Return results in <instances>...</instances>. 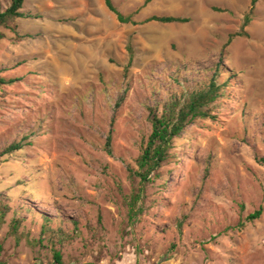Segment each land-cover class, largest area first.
Returning <instances> with one entry per match:
<instances>
[{
    "label": "rangeland",
    "instance_id": "374dc122",
    "mask_svg": "<svg viewBox=\"0 0 264 264\" xmlns=\"http://www.w3.org/2000/svg\"><path fill=\"white\" fill-rule=\"evenodd\" d=\"M112 2L137 24L104 0H27L18 33L0 29L1 76L21 80L0 89V155L23 145L0 158V264H264V0ZM218 66L216 120L140 183L146 107Z\"/></svg>",
    "mask_w": 264,
    "mask_h": 264
},
{
    "label": "trees",
    "instance_id": "16d2710c",
    "mask_svg": "<svg viewBox=\"0 0 264 264\" xmlns=\"http://www.w3.org/2000/svg\"><path fill=\"white\" fill-rule=\"evenodd\" d=\"M27 0H10V5L5 10H0V29H8L14 33H18L17 20L24 19L27 15L24 13V7ZM152 0H147L149 3ZM260 0H252L249 13H252L256 4ZM107 9L112 12L120 24H134L132 17L124 16L113 5L112 0H104ZM161 23V24H184L189 22L188 19L176 17H151L144 21V23ZM249 23V17H246L245 25ZM6 39V35L0 31V43ZM22 39V38H21ZM233 39V38H232ZM9 71L8 68L0 69V89L3 87H10L18 83L19 79H8L1 75ZM224 83H220V79L225 78ZM232 76H226L222 66H218L211 78L199 84L197 88L192 90H182L181 92H174L155 106H147L148 120L152 126V132L148 139L142 144V151L137 160L139 170L135 173L140 178V183L145 184L151 181L153 177H159L157 172L167 163L171 157V151L174 149L175 141L179 139L186 129L194 122L199 120L215 121L216 116L214 110L222 108L223 99L227 91L232 86ZM176 83L179 81L174 80ZM112 137L109 136L107 141V148L111 147ZM23 145L20 143H13L4 150L0 155H12L16 151H20ZM154 174V175H153ZM151 176H153L151 178ZM141 199L138 194L133 199V211ZM5 207V206H4ZM8 208L0 209V224H2L7 215ZM262 209L249 215L246 219L248 223L260 219ZM21 222H16L13 226V232L17 234L18 227ZM244 223L239 224L243 228ZM55 262L62 264V257L59 252L54 255ZM94 264V263H89Z\"/></svg>",
    "mask_w": 264,
    "mask_h": 264
}]
</instances>
